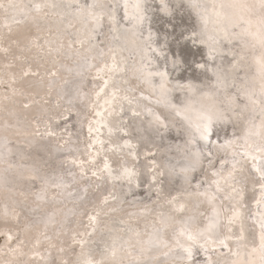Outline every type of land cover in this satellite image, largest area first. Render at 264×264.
Wrapping results in <instances>:
<instances>
[{
    "label": "bare ground",
    "instance_id": "bare-ground-1",
    "mask_svg": "<svg viewBox=\"0 0 264 264\" xmlns=\"http://www.w3.org/2000/svg\"><path fill=\"white\" fill-rule=\"evenodd\" d=\"M9 1L0 0V5H2L0 13L12 14V16L9 15L10 19L8 21H6L7 19L3 20L4 16L0 17V29L3 28L5 30V33L0 35V43L7 46V49L2 50L5 52L3 54L5 57L10 56L7 64L18 60L21 73H17V77H15L12 69L10 68L9 70L5 67V69H1L0 74L3 79L12 82V91L15 92L17 91V86H14V81L18 80V76H45L50 73V66L52 67L53 65H47L48 62L52 63L47 59H44L46 64H43L41 63L43 59H41L40 61H32L36 65L33 68L24 62V58L21 59V54H27L26 47L39 45L38 39L34 38L35 36L32 41L25 44L26 46L21 49L13 50L12 46L14 45L11 46L6 43L16 41L14 32H17L16 30L19 27H12V23L19 22L14 17L15 10L13 9L17 4V0H11V5L8 4ZM155 1L156 5L152 6V9L157 8V13L155 14L151 11L153 14H150L149 17L142 12L139 0H100L97 3L98 9L95 11L89 12L86 9L85 13L82 12V14L91 15L93 21L97 24H99L100 16L103 13L110 15L108 19L110 23L109 32L111 33L110 46H108L109 50L103 53L96 51L94 43L91 44L92 36L89 37V33H86L84 24L80 22L82 18L79 20L81 14H76L75 5L71 4V0L32 1L38 3L41 8L46 9L45 14L49 13L47 16L54 19L52 21L57 26L56 33L50 31L49 28L42 31V35L46 37L48 42L46 52L43 49L40 52L45 56L48 55L47 53H55L59 49L58 46L63 45L65 42L63 40L65 30H67L66 21L76 20L78 24H76L75 34L79 44L76 48H89L96 56L94 61L91 58L86 64L88 67L91 65L87 71H90V79H92L91 81L94 84L90 93L88 94L87 92L85 97L88 112L87 114L85 113L84 118L82 113L79 114L80 111L77 108H73V110L78 111V113L71 111V114L74 113L72 118V121H75L74 127H72L73 125L71 126L70 120H67L66 124L68 126L66 125L67 127H65L67 132L75 130V128L80 129L81 142L79 143L82 146V148L80 147L81 152L80 150L77 151L76 158L69 156L68 159V162L74 161L76 163L73 165L75 167V175L77 172L81 176V172H84L86 174L90 173L96 178L94 180L95 183L90 185L93 189V191L88 192L90 197H87L79 206L73 204L81 208L82 211H79V213L82 214L83 218L82 221H78L80 214L77 216V220L74 222L75 228L69 233L72 243H75L77 248L80 249L77 251L79 257L81 256L80 253L82 254L81 260L79 258V263L82 264L86 259H91L94 264H97V262L98 264H117L119 261L122 263L129 256V254H126L127 256L125 257V252L131 254L133 247L142 245L147 238V242H152L156 250L160 248L156 242L154 243L156 239H160L161 242L168 241L167 244L171 246L174 244L173 242H177L172 237L174 235L177 237L179 227H177V223L176 225L166 224L169 216L184 222L191 218L193 213L192 206L207 205L210 209L211 219L208 229L215 227L217 233L208 232L207 229L199 233L200 237L206 234H210L212 237V241L207 242V240H204L197 245L200 252L206 249L205 251L208 252L207 256H210L209 260L202 264H262L264 262L262 255L264 235L249 222H253V213L258 211L259 203L264 201L262 197L264 182L259 178L260 176L264 178V172H261V175L256 177L255 168L247 160L250 154H247L243 148L251 142L261 144L255 139L257 135L255 137L253 133L251 134L250 131L249 133L247 131L253 130V128L256 129L257 125L255 123L260 122L262 127L259 126V130L264 132V116L261 115V108L264 105L259 102L255 104L249 102L246 111H244L243 106L246 102L244 92H251L253 97L256 94L260 95L264 79H262L260 73L254 71V63L256 62L253 59V55H250V62L245 56V48L241 44L238 35L240 29L232 26L231 19L227 18V10L220 7L222 3H228L229 0H196L202 4L198 6L199 9H202L201 13H195L190 9L183 10L187 0H169L168 4L170 7L167 8L170 9V12L167 16H163L160 13L159 0ZM20 4L19 6H21ZM53 4L54 8L52 9ZM105 4L110 5L108 7L109 11H104ZM182 4L183 6L179 8ZM30 6L32 8L33 5ZM137 6L139 7L138 10ZM23 9L25 10V8ZM181 11L183 13H180ZM52 12L55 13V16H52ZM199 17L206 21V25L199 27V24H201ZM169 23H172L170 24L172 28L168 27ZM166 34L167 36L165 37ZM180 37L183 41H181ZM49 38H53V40ZM178 41H181L179 45ZM185 41L193 43L197 50L190 48ZM180 48H182L183 53L180 52ZM167 50L170 53L168 55L164 53ZM199 51L203 54L206 53L205 51L212 52L211 55H214L209 58V68H207L208 65H202L203 67H201V64L195 61L196 53ZM60 55L61 57L64 56L63 53H60ZM15 56L16 59L12 60ZM64 60H68V58H64ZM186 65L191 66L187 68ZM52 69L51 73L53 74L55 70L53 67ZM188 69L191 71L190 74L194 72L195 75H201H199L198 79L196 76H187L185 73ZM240 76L244 77V80H240ZM213 84L216 86L215 89ZM249 84L250 86H247ZM186 89L188 91H183ZM229 95L230 97H228ZM253 97L252 99L255 101L260 100L258 97H256L258 99ZM2 98L5 97L0 93V106L3 103ZM154 98L159 99V101L154 100ZM42 100L46 101L48 98L42 97ZM47 103L51 104L50 101ZM59 104L60 102L55 101L54 105H57V107H51V110H60L58 106L61 104ZM212 105H214L215 109L208 110ZM147 108L152 113L147 112ZM69 110L60 111L62 112L60 118L66 116L68 112L70 113ZM215 110L220 113L221 121L224 119L228 120L226 122L222 121V125L229 122L228 124L234 128L239 137L234 136L233 132L228 136L227 130L223 129V127L217 129L210 126L215 132L214 134L217 133L220 138H228L231 143H222L218 140L219 144L217 145L211 142V137L209 136L208 141L203 140L204 147L199 148L196 137L200 134L197 132V126L204 125L206 121L203 117L206 116L207 112L211 111L214 116L215 113L213 111ZM12 112L14 111L12 110ZM60 112L54 113L53 119L48 121L41 120L42 128L38 129V132L49 130V133L57 134L59 130L60 133L62 126L59 123L58 125L61 127L56 125V118L59 117ZM178 112H182L183 115H187V112H189L191 115L188 114L187 116H190L191 120L193 118L196 123L190 124L189 127L187 124L188 120L184 121L182 117H178ZM201 113H205L203 117ZM146 115H148V118H153L154 123L156 121L163 123L160 125L162 126L160 130L169 139L167 143L161 137L160 132L156 130L155 125L148 124L143 127L144 123L140 119H147ZM23 121L32 122L31 118L23 119ZM137 123L139 124L136 125ZM194 130L196 131L194 132ZM62 131L64 132L66 129ZM66 134L64 132V135ZM139 134H145L146 141L140 139ZM67 138L70 137L67 136ZM26 139L28 138L23 137L17 143L21 144L23 142L21 144L22 148H26L29 151L31 149L29 145L24 144V142L28 143ZM178 142L181 144L179 147H182L180 149H184L183 147L186 146L184 151L166 152L165 148L167 147L165 146L174 149ZM49 145L50 143H47V141L43 143L44 147ZM203 148L211 151L210 157L207 158L203 155L198 160L199 165L205 164V162L208 163L203 176L209 182H215L212 184L215 194L219 191L224 193L215 203H213L211 198L212 194H209L206 200L203 201L198 196L189 198L187 189L181 185V182L185 181L183 179L176 181L173 178V174H171V172L173 173L177 170L180 172L189 171L187 168L196 164L193 158L194 155L199 152V149ZM52 149L50 145L48 150ZM223 151L228 155L227 158L220 157ZM43 152L47 151L43 149ZM258 153L264 156V152L258 151ZM85 154L88 156L86 155L85 157ZM165 154H172V158L164 159L163 155ZM142 156L145 160H140ZM181 158L182 160H179ZM22 159H24L23 156L20 160L22 161ZM115 159L117 163L113 162ZM138 161H146L149 165L145 166V162L140 167V162L137 164ZM225 162H230V165L225 166ZM169 163H171L170 167L168 166ZM51 164L54 165L53 163ZM163 165L167 168L166 172L170 180L166 179L168 182L167 189L164 187L165 172L163 168L165 167ZM186 166L188 167L184 169ZM63 167L61 166V168ZM86 167H89L91 171L87 172L85 170ZM33 171H36V168L32 169V173H35ZM188 179L186 180L188 182H185L184 185H187L192 180V176H189ZM116 182L120 184H116ZM122 182L125 183L126 188H119ZM100 183H104L102 186H109V189L107 188V191H105L107 193H105L104 191L102 192V187L99 186V191L101 190V192L97 196L95 193L98 191L97 186ZM21 184L22 181L16 180L14 187H21ZM143 186H147L145 189L149 191L145 190V192L137 196L130 195L133 192L140 193V190L137 189ZM16 195L19 197L21 193ZM92 195H95L94 198ZM25 196L27 197V195ZM116 196L119 199H115ZM123 199L126 200L125 206L128 208L127 211L124 210L126 214L118 212V209H116L119 208L122 203V201L120 203V200ZM117 200L119 202L116 205L115 202ZM221 200H224L226 205H223ZM139 208H142V211L144 209L145 214L141 217L144 219L135 220L133 212ZM207 208L203 210H207ZM213 208H215L217 214L222 215L224 213L222 216L223 221L218 220L216 215L213 214ZM145 210H148V212ZM205 212L203 213L204 218H206ZM96 215L104 217L105 225L101 226L98 223ZM37 217L38 214H33V218ZM162 226H164L165 230L161 229ZM95 228L99 235L90 236V233L95 231ZM158 231L160 233L156 234ZM220 231L223 232L222 235ZM41 235L42 233H38V235L29 238L30 235L26 234L25 238L28 240L27 242H37ZM151 236L155 237L152 238ZM9 237L10 235L6 237V245L10 241ZM171 240L172 242H170ZM48 244L42 247L37 246L32 251V258L37 260L36 264L40 262L41 251L44 248L53 246L55 243ZM191 245L194 246L193 243ZM17 249H20V247L17 246L15 250ZM9 251L12 250L10 249ZM149 251H153V246ZM18 253L20 251L14 252V254L8 252L6 256L9 259L3 261V263L15 264ZM194 253L196 252L194 251ZM10 259L12 262H9ZM19 259L22 258L20 257ZM199 259L200 261L203 260L202 258Z\"/></svg>",
    "mask_w": 264,
    "mask_h": 264
},
{
    "label": "rangeland",
    "instance_id": "rangeland-1",
    "mask_svg": "<svg viewBox=\"0 0 264 264\" xmlns=\"http://www.w3.org/2000/svg\"><path fill=\"white\" fill-rule=\"evenodd\" d=\"M32 1L17 0L16 6L13 7V9L15 10L14 17L18 19L20 23L19 22L12 23V27L19 26L17 28L18 30H16L17 32H14L16 41L14 42L9 41L6 43H8V45L11 46L14 45L12 46L13 50H16L18 48L21 49L22 47L26 46L25 44L32 41L33 37L35 36L34 38L38 39L39 43L38 42L37 43L39 45L26 47L27 54L26 55L21 54L22 55L21 59L24 58V62H26L30 67L36 66L32 61L35 60L40 61L41 59H43V61L41 60V63L46 64V61H44V59L50 60V62L52 63L48 62L47 65L52 64L55 73L53 74L51 73L53 69L50 66L51 69L50 73L46 74L45 76L39 77L37 75H32V76L20 75L18 76V80L14 81V86L15 87L17 86V91L15 92L12 91L13 88L12 82L3 79L2 75L0 74V93L3 94L5 97L2 98L3 103L2 106H0V121H1L0 123V264H5L6 262L3 263V261L9 259L6 256L8 252L14 254V252L17 253L18 251H20V253L17 254L16 263L13 260L15 264H31V263L36 264L37 260H34V258H32V251L36 249L37 246L42 247L43 245L45 244L47 245L48 243H49L48 245H51L52 243L55 244H53V246H50L48 248H44L41 251V256L39 258L40 262L38 264H80L79 258L81 260L82 254L80 253L81 256L79 257V253L77 251L80 249L77 248L75 243H72L69 233L75 228L74 222L77 220V216L80 214L79 211H82L81 208H78L75 205L79 206L80 203H82L87 197H90L88 192L93 191L90 185H93V183H95L94 180L96 178L90 175V173L86 174L84 172H81V176L80 173L78 174L77 172L75 175V167L73 165L76 163L74 161L68 162V159L69 156H73V158H76L77 151L80 150L81 152L80 147L82 148V146H80L79 143L81 142V135L79 131L80 129L75 128V130H69L67 132V128L65 127L68 126V124H66L67 120L68 121L70 120L71 126L73 125L72 127H74L75 121H72V118L74 117L73 116L74 113L71 114V111L72 112L75 111L76 113H78V111L73 110V108H77L80 111L79 114L82 113L83 114L82 116L84 118H85V113L87 114L88 112L87 101L85 100V97L87 92L88 94L90 93L94 84L91 81L92 79H90L91 78L90 71H87L89 70V67H91V65L88 67L86 66V64L88 60H90L91 58H93L94 61L96 59V56L95 53L91 51L89 48L88 49L79 48V47L76 48V46L79 45L77 41V35L75 34L76 24H78L76 20L66 21L67 30H65V36L63 40L65 42L63 43V45L58 46L59 49L55 53L53 54L47 53L48 55L45 56L42 52H40V50L42 49L44 51L47 50L46 46L48 42L46 37L42 35V31L49 28L50 31L56 33L57 26H55L56 23L52 21L54 19H51L47 16L49 15V13H47V15L45 14L46 9L41 7L37 8L36 6L39 4ZM99 1L100 0H71V4L73 6L75 5L74 10L76 14L78 13L81 14L82 17L80 16L79 20H81L82 18V21H80L81 24L82 23L84 24L83 26H85L84 28L86 29L85 30L86 33L87 34L89 33V37L92 36L91 44L94 43L93 45L96 47L93 48H95L96 51L98 50L100 53H103L106 50H109L108 46H110L111 33L109 32L110 23L108 22L110 15L103 13L102 16H100L101 19L99 24H97L95 23V21H93L91 15L82 14V12L84 13L86 12V9L89 12H93L96 9H98L97 3ZM139 1H140L139 4L141 5L140 8L142 12L145 13L144 15H146L147 17H149L150 14H153L151 13V11H153L155 14L157 13V8L152 9V6L156 5L155 0H139ZM195 1L196 0H187L185 6H183L182 4L179 6V8L183 6V10L190 9L195 13H201L202 9L201 8L199 9L198 6H201L202 4L196 1L197 3L195 5ZM10 2L12 1L11 0L9 1L8 3L9 5H11ZM168 2L169 0H159L158 4L160 6V13L163 16H167L170 12V9L167 8L170 7ZM247 2L249 4L258 5V0H247ZM19 4L21 6H19ZM30 5H33L32 8ZM109 6L110 5L108 4L104 5L105 12L109 11L108 8ZM22 8H25V10L24 9L22 10ZM51 8L52 9L54 8V4ZM138 8L139 7L137 6V10ZM180 13H183V11H181ZM9 15L12 16L11 13L9 14L0 13V17L4 16L3 20L7 19L6 21L10 19ZM52 16H55V13H53ZM157 17L159 18L158 14ZM245 18H249V17L246 16ZM250 18L253 21V28H254L257 17L255 15H252ZM199 19L201 22V24H199V27L206 25V21L203 18L199 17ZM96 24L99 27H97ZM165 27L172 28V26H170L169 24L168 27L167 26ZM4 33L5 30L3 28L0 29V35ZM166 36L167 34L165 35V37ZM53 38H49V39L53 40ZM181 41H183L182 38ZM181 41H178V45ZM233 41H235V39H233ZM185 43L187 44L188 42L185 41ZM188 44L190 48H193V50L195 49L197 50V47H195L193 43L189 42ZM5 49H7V46L5 44L0 43V66H1L0 71L1 69H5V67L8 68L9 70L11 68L13 75L17 77L16 76L17 73H21V71L19 70L20 63L17 60V62L13 61V63L7 64V61L10 58V56L5 57V55H3L5 52L2 50ZM205 52L206 53L204 56L207 58V60L205 59V60L197 61L195 59V61H197V63L203 66L208 65L207 68H209L210 67L209 58L214 55H211L212 52H207V51ZM60 53H63L64 56L61 57ZM164 53L166 55L170 54L169 50H167ZM245 54L248 62H250L251 61L250 55H252V53L247 49H245ZM206 55H208L209 57ZM64 58H68V60H64ZM13 59H16V56L12 58V60ZM186 66L188 68L191 65H186ZM254 71L256 73H259L258 65L256 63H254ZM80 72L81 74H79ZM190 73L191 71L190 69H188L185 75L187 74V76L188 75L196 76L197 79L199 75H201V74L195 75L194 72L193 74ZM240 80H244V77L240 76ZM81 82H83L84 84L83 86L79 85L81 84ZM262 83H264V80L262 81ZM213 86L215 89L216 88L215 84H213ZM247 86H250V84ZM183 91H188V89ZM256 95L252 97L260 98L259 94L257 96ZM42 97H46L48 98V100L43 101ZM228 97H230V95ZM154 100L159 101V99L156 98H154ZM28 101L30 103H25ZM49 101L51 102V104L47 103ZM55 101L60 102L61 105L59 104L60 106H58L60 110H56V111L54 109L51 110V107L53 108L54 106L57 107V105H54ZM245 101L247 103L245 102V105L243 106L244 111H246L249 105V101L246 99ZM68 109H70L69 110L70 113L68 112L66 116L60 118L62 114V112L60 111H64ZM12 110L14 112H12ZM146 111L151 112L150 109L148 108L146 109ZM56 112H60L59 117L56 118L57 120L56 125H58L59 123L62 126V128H60V133L59 130L57 134L49 133V130L44 132H38V129L42 128L40 121L41 120L48 121L50 119H53L52 116L54 115V113L56 114ZM148 115H146L147 119L145 120L140 119L144 123L143 127H146V125L148 124L155 125L156 130L160 132L161 137H163V140L167 143L169 139L164 135L165 133H162L163 131L160 130L162 128V126L160 125H162L163 123H159L157 121L154 123L153 118H148ZM177 116L182 117L184 121L188 120L187 124L189 127L190 124L196 123L193 118L191 120L189 116L185 114L183 115L182 112H178ZM185 117L187 118L185 119ZM30 118L32 121L30 123L23 121V119H30ZM63 122L65 123L61 124ZM139 123H137L136 125H138ZM228 123L223 125V129L227 130L228 136L233 132L234 136H237L238 138L239 137L238 134L235 132L234 128L231 127ZM255 124L257 125L256 129L253 128V130H248L247 132L249 133L250 131L251 134L253 133L256 136L257 135L256 131H260L259 126H261V123L256 122ZM60 125L58 126L61 127ZM200 127L202 128L203 125H200ZM63 129L64 130L66 129V131H64L65 133H67L66 135H64V132L62 131ZM195 131L196 130H194V132ZM61 132L63 133L61 134ZM214 133L215 132L211 129L210 137L212 143L218 145L219 144L218 140H220L222 143L230 142L228 138L225 137L220 138V136L217 133L216 134ZM139 135H140V139L146 141L145 134H139ZM67 136L70 138H67ZM23 137L28 138L26 139L28 143L24 142V144L29 145V147L31 148L29 151H27L26 148H22L23 146H21V144L23 142L21 144L17 143L19 139H22ZM63 138H65L64 140L67 139V141L64 142ZM46 141L47 143H50L51 147L53 148L52 149L53 152L52 150H48V147L50 145L46 147L43 146V143ZM60 141L64 143H61ZM258 142H260L261 144L251 142L248 146L243 148L245 152H247V154H250V156L247 157V160H249L251 162V165L255 168L256 177L261 175L260 174L261 172H264V156L258 153V151L264 152V141H258ZM157 145L159 144L157 143ZM198 147L202 148L200 142L198 143ZM43 149L47 152L44 153ZM201 150L205 157L207 158L210 157V153H211L210 150L204 148ZM86 155L87 154H85V157ZM22 156L24 157V159H22L21 161L20 158ZM163 156L164 159L172 158V154L169 155L165 154ZM220 157L227 158L228 155L223 151ZM141 158L142 159L140 160H145L143 156ZM179 160H182V158ZM113 162L117 163L116 159L113 160ZM139 162L140 161H138L137 164H139ZM145 162L146 161L144 162L141 161L139 164L140 167L141 165L143 166L142 163ZM51 163H53L54 165H52ZM224 164H226L225 166H227L230 165V162H225ZM148 165H149L148 162H146L145 166ZM170 165L171 163H169L168 166L170 167ZM207 165L208 163L206 162L205 164H201L197 173L194 174L193 176L189 171L180 172L177 170L174 171L173 173L171 172V174H173V178H175L176 181H178L179 179H183V181L185 182L187 178H189V176H192V180H190V182L187 185H184L185 182H181V185H183L187 189L189 198L198 196L199 198L201 197V200L203 201L206 200L209 194H212L211 198L213 200V203H215L220 199V196H222L224 193L222 191L219 192L217 191L218 193L215 194L214 193L215 190H213L214 187L212 186V184H214L215 182L212 181L209 182V180H206L204 178L203 173L204 171H206ZM61 166L64 167L61 168ZM33 168H36V171H33L35 173H32ZM85 170L87 172L91 171L89 167H86ZM165 170L167 171L166 167ZM165 170L163 169L164 172ZM196 177H198L199 179ZM259 178L264 182V178L262 176H260ZM16 180L22 181L21 187L20 186L14 187V183L16 182ZM103 184L104 183H100L97 186L98 191H99V186L102 187L101 188L102 192L107 191V188L109 189V186L107 187L102 186ZM116 184H120V183L116 182ZM147 186H143L141 188L138 187L137 190H140L139 191L140 193L133 192L130 195L137 196L145 192V190L149 191L148 189H145ZM119 188L121 189L126 188L125 183L122 182L121 186L119 185ZM101 190L99 192L97 191L96 193L94 192L95 195L97 194L98 196ZM15 193L16 194L21 193V195L17 197ZM24 194L27 195V197ZM95 195H92V197L94 198ZM262 197L264 199V193ZM117 198L119 199V197L116 196L115 199ZM125 201H126L125 199L120 200L121 204L119 203L120 204L119 208H116L115 206V208L118 209V212L126 214L128 208L125 206ZM118 202L119 200L115 202L116 205ZM151 203H153V201H151ZM221 203L223 205H226V202L224 200H221ZM206 207H208L207 210H203ZM192 208H193V213L191 218H189L184 222H181L180 219L178 218H172L173 216L172 217L169 216L168 220H166V224L171 223L173 225H176L177 223V227H179V232L177 233V237L176 235L173 236L174 238L172 237L173 240L177 241L176 243L173 242L174 244L172 243L173 245L169 246V244H167L168 241L161 242L160 239H156L154 243L156 242V244L159 245L160 247L158 250H156L155 249L156 247L152 245V242H147L148 240L147 238L145 241H143L142 245L137 246L135 248L133 247V252H131V254L125 252V257L127 256L126 254H129L128 259L126 257V260L124 262L121 263L119 261L117 264L206 263L207 260H209L210 256H207L208 252L205 251L206 249L201 250L200 252V249L197 248V245L201 244L204 240H207V242L212 241L211 240L212 237L210 234H206L200 237L199 233L205 231L206 229L208 230V232L210 231H212L213 233H217V232L215 230V227L212 229H208V225L211 220L209 214L210 213L209 206L194 205L192 206ZM139 209L133 212V214H135L133 216L135 220L144 219L141 218L143 217L142 215L145 214L144 209L143 211L142 208ZM257 209L258 211L254 212L252 217V219L256 220V222H254L253 220V222H249V223L254 227H256V229L261 233H263L264 235V217H263L264 201L259 203ZM145 211L148 212V210ZM203 211L204 212L206 211L205 212L206 218H204ZM212 212L213 214L216 215L218 220L223 221L222 216L224 215V213L222 215L217 214L215 212V208L212 209ZM33 214H38V217L33 218ZM96 217L98 223L101 226L105 225L104 222L105 219H103L104 217L102 215L99 216L96 215ZM82 220H83L82 214H80L78 221H82ZM161 229L165 230L164 226H162ZM94 230L95 231H92L90 233V236L99 235V232H96V228ZM38 233H42V235L37 242L36 241L27 242L28 240L25 238L26 234L30 235L29 236L30 238L31 236L38 235ZM159 233L160 232L158 231L156 234ZM220 233L222 235L223 232L220 231ZM9 235H10V241L6 245V237ZM189 236H191L192 239H189ZM151 237L154 238L155 236H151ZM178 237H180L181 239ZM158 241L160 242L157 243ZM196 241L198 242L197 244ZM170 242H172V240ZM192 243L194 246L191 245ZM17 246H19L20 249L15 250ZM152 246H153V251H149ZM187 248L191 249V259L187 258L188 254L184 251V249ZM10 249L12 251H9ZM194 251L196 253H194ZM262 255L264 258V248L262 249ZM18 257L19 258L21 257L22 259H19ZM199 258H202L203 260L200 261ZM9 262H12L11 259L9 260ZM262 264H264V262Z\"/></svg>",
    "mask_w": 264,
    "mask_h": 264
},
{
    "label": "snow or ice",
    "instance_id": "snow-or-ice-1",
    "mask_svg": "<svg viewBox=\"0 0 264 264\" xmlns=\"http://www.w3.org/2000/svg\"><path fill=\"white\" fill-rule=\"evenodd\" d=\"M0 7H2V5H0ZM36 7L39 8L40 5ZM220 7L227 10V18L231 19L232 26L240 29L238 33L240 42L245 49L251 51L253 59L258 65L259 73L262 79H264V0H258V5L249 4L247 0H229L228 3H222ZM252 15L257 17L254 30L253 21L250 18ZM246 16L249 18H245ZM201 67L203 66L201 65ZM161 87H163V85H161ZM244 96L250 103L255 104L259 102L264 105V83L261 85L259 101L252 99L251 92L245 91ZM261 115L264 116V107L261 108ZM203 119L206 123L202 128L198 125L197 132L200 134L201 139L208 140L211 134L210 126L212 123V116L206 115ZM189 239H192V237L189 236ZM262 246H264V243H262ZM184 251L188 254L187 258L191 259V249L187 248L184 249ZM82 264H94V262L91 259H86Z\"/></svg>",
    "mask_w": 264,
    "mask_h": 264
},
{
    "label": "water",
    "instance_id": "water-1",
    "mask_svg": "<svg viewBox=\"0 0 264 264\" xmlns=\"http://www.w3.org/2000/svg\"><path fill=\"white\" fill-rule=\"evenodd\" d=\"M182 17H185V16H182ZM181 19H184V18H181ZM188 23H190L189 21H188ZM170 24H172V23H169V25ZM180 52L181 53H183V51H182V48H180ZM205 55V53L203 54L201 51H199L198 53H196V57H195V59L197 60V61H201V60H207V58L204 56ZM79 74H81V72L79 73ZM77 84H79V83H77ZM79 85H81V86H83L84 84H83V82H81V84H79ZM78 85V86H79ZM213 106V107H212ZM208 110H214L215 108H214V105H212ZM193 112H194V110H192ZM207 112V111H206ZM214 113V116L212 115V111L211 112H207L206 113V115L207 114H209V115H211L212 116V123H211V126L213 127V128H217V129H221L222 127H223V125H222V121L224 122H226V121H228V120H226V119H224V120H222L221 121V119H220V113L219 112H216V110L215 111H213ZM191 115L189 112H187V115ZM195 114V113H194ZM204 114L205 113H201V116L203 117L204 116ZM190 117V116H189ZM214 117V118H213ZM219 123V124H218ZM262 127V126H261ZM264 129V128H263ZM257 132V138H255L257 141H264V132H263V130H262V132H260V131H256ZM260 134H262V135H260ZM256 137V136H255ZM197 138V142L199 143V142H201L200 144H201V146L203 147V139H201L200 138V135L199 136H197L196 137ZM199 139V140H198ZM256 141V142H257ZM190 144V143H189ZM179 145H181L180 144V142H178L177 144H176V148H170V147H168V146H166L167 148H165L166 149V152H171V153H175V152H178V151H184L185 150V147L186 146H184L183 148L184 149H180V148H182V147H179ZM191 145V144H190ZM200 152V153H199ZM199 152H197V154H195L194 155V160L196 161V164H193L194 166L193 167H189V168H187L188 166H186V167H184V169H189V172H191V174H192V176L194 175V174H196L197 173V171H198V169H199V167H200V165H199V158H202L203 157V153H202V151L199 149ZM204 152V151H203ZM174 155V154H173ZM175 156V155H174ZM190 166V165H189ZM164 170H165V168H163ZM187 172H188V170H186ZM168 177H169V175H168V173L166 172V170H165V177H164V180L165 181H167L166 180V178L168 179ZM191 177V176H190ZM169 180V179H168ZM187 180H189L188 178H187ZM170 181V180H169ZM164 187H165V189H167L168 188V182H164ZM62 189H64V188H62ZM61 189V190H62Z\"/></svg>",
    "mask_w": 264,
    "mask_h": 264
}]
</instances>
